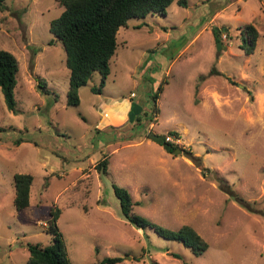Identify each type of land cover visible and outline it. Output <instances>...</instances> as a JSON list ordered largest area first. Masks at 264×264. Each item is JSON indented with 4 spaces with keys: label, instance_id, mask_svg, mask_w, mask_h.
Returning a JSON list of instances; mask_svg holds the SVG:
<instances>
[{
    "label": "rangeland",
    "instance_id": "374dc122",
    "mask_svg": "<svg viewBox=\"0 0 264 264\" xmlns=\"http://www.w3.org/2000/svg\"><path fill=\"white\" fill-rule=\"evenodd\" d=\"M62 11L55 0H7L0 11V50L19 63L15 112L0 90V264H26L27 244H51L52 209L72 264H264V0H174L165 17L128 21L103 87L94 75L77 107L66 104L63 46L48 45ZM248 24L259 32L249 55ZM150 131L178 132L180 150L166 153ZM104 157L106 175L95 167ZM15 174L33 176L22 211ZM113 184L133 213L172 231L191 226L208 249L196 256L132 226Z\"/></svg>",
    "mask_w": 264,
    "mask_h": 264
},
{
    "label": "trees",
    "instance_id": "16d2710c",
    "mask_svg": "<svg viewBox=\"0 0 264 264\" xmlns=\"http://www.w3.org/2000/svg\"><path fill=\"white\" fill-rule=\"evenodd\" d=\"M7 0H0V11L4 9ZM174 0H55L63 8L58 18L50 23L49 32L52 39L48 45L60 43L65 51V65L69 70L66 104L70 107L79 105L78 91L87 85L94 75L100 77V87H103L109 71L110 59L114 56L118 43L117 34L120 28H127L130 20H144L147 16H166V10ZM184 4L180 1L179 4ZM243 49L246 54H252L259 38V32L254 25L248 24L240 28ZM212 34L217 42H222V32L213 27ZM222 45V44H221ZM19 71L18 60L10 52L0 50V90L8 110L15 112L16 102L14 89L16 75ZM37 86L40 87V84ZM42 89V87H40ZM96 94L101 88H92ZM162 85L151 95L152 110L156 111L157 100L162 93ZM180 139L176 131L166 134L148 132L146 139L156 143L168 154L180 150L174 142L166 140ZM15 145L21 143L15 140ZM191 155V153H186ZM108 161L104 157L95 167L102 175L107 174ZM33 176L30 174H15L13 176L14 198L13 206L16 211H22L29 206L30 190ZM113 194L119 201L122 216L135 228L145 231L151 229L158 237L168 241L181 243L200 256L208 249V244L197 232L188 225L172 231L149 222L144 217L132 212L134 203L126 189L112 185ZM47 223V234L53 237L49 246L27 244L29 258L26 264H72L68 258L62 234L59 232L57 220L59 210H51ZM128 256V255H125ZM175 257V256H174ZM122 257H105L95 264H118Z\"/></svg>",
    "mask_w": 264,
    "mask_h": 264
},
{
    "label": "built area",
    "instance_id": "2783aa9c",
    "mask_svg": "<svg viewBox=\"0 0 264 264\" xmlns=\"http://www.w3.org/2000/svg\"><path fill=\"white\" fill-rule=\"evenodd\" d=\"M166 140L169 141V142H174L173 138H171L169 136L166 138Z\"/></svg>",
    "mask_w": 264,
    "mask_h": 264
},
{
    "label": "crops",
    "instance_id": "0c3cea01",
    "mask_svg": "<svg viewBox=\"0 0 264 264\" xmlns=\"http://www.w3.org/2000/svg\"><path fill=\"white\" fill-rule=\"evenodd\" d=\"M123 29H127V28H123ZM120 30V29H119ZM157 145V144H156ZM158 147H160L159 145H157Z\"/></svg>",
    "mask_w": 264,
    "mask_h": 264
},
{
    "label": "water",
    "instance_id": "95a60500",
    "mask_svg": "<svg viewBox=\"0 0 264 264\" xmlns=\"http://www.w3.org/2000/svg\"><path fill=\"white\" fill-rule=\"evenodd\" d=\"M177 152V151H176Z\"/></svg>",
    "mask_w": 264,
    "mask_h": 264
}]
</instances>
